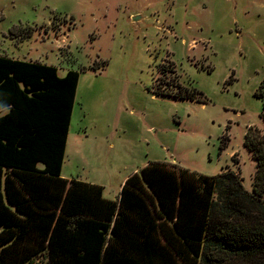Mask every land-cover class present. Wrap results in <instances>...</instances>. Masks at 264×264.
Returning a JSON list of instances; mask_svg holds the SVG:
<instances>
[{
    "label": "rangeland",
    "instance_id": "1",
    "mask_svg": "<svg viewBox=\"0 0 264 264\" xmlns=\"http://www.w3.org/2000/svg\"><path fill=\"white\" fill-rule=\"evenodd\" d=\"M0 56L80 73L63 178L116 200L127 176L175 162L207 176L233 167L253 191L245 135L264 132V0H0ZM179 81L205 103L154 94Z\"/></svg>",
    "mask_w": 264,
    "mask_h": 264
},
{
    "label": "trees",
    "instance_id": "2",
    "mask_svg": "<svg viewBox=\"0 0 264 264\" xmlns=\"http://www.w3.org/2000/svg\"><path fill=\"white\" fill-rule=\"evenodd\" d=\"M79 81L0 56V264H264V132L245 135L252 192L229 166L207 176L158 161L108 200L104 187L62 176ZM174 87L154 94L205 103Z\"/></svg>",
    "mask_w": 264,
    "mask_h": 264
},
{
    "label": "crops",
    "instance_id": "3",
    "mask_svg": "<svg viewBox=\"0 0 264 264\" xmlns=\"http://www.w3.org/2000/svg\"><path fill=\"white\" fill-rule=\"evenodd\" d=\"M157 96V95H156ZM159 97H165V96H159ZM69 136H70V132H69ZM68 143H69V137H68ZM68 143H67V149H68ZM66 157H67V151H66ZM66 157H65V159H66ZM155 162H158V161H155ZM160 162V161H159ZM65 163V162H64ZM149 164V163H148ZM147 164V165H148ZM172 165V164H171ZM173 165L174 166H177V164L175 163V162H173ZM64 167V166H63ZM230 167V166H229ZM230 168H232V169H234L235 171H236V169L235 168H233V167H230ZM224 169V168H223ZM222 169V172L221 173H223L224 172V170ZM140 170V169H139ZM138 170V171H139ZM137 172V171H136ZM136 172H134V173H136ZM63 176V175H62ZM64 177V176H63ZM130 176H127L126 177V179L124 180V182L122 183V185H121V188H120V192H119V195H118V197H117V199L115 200V201H117V200H119V197H120V193H121V190H122V186L124 185V183H125V181L129 178ZM70 180V179H69ZM245 186V185H244ZM105 188H104V195H105Z\"/></svg>",
    "mask_w": 264,
    "mask_h": 264
}]
</instances>
